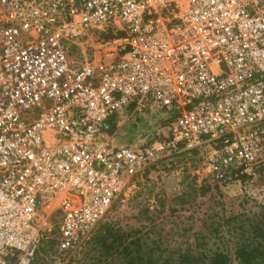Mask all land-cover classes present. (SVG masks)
<instances>
[{
	"label": "built area",
	"instance_id": "1",
	"mask_svg": "<svg viewBox=\"0 0 264 264\" xmlns=\"http://www.w3.org/2000/svg\"><path fill=\"white\" fill-rule=\"evenodd\" d=\"M0 9V264H31L53 218L74 248L167 154L205 151L225 185L264 171V0ZM131 122L142 143L117 145Z\"/></svg>",
	"mask_w": 264,
	"mask_h": 264
},
{
	"label": "rangeland",
	"instance_id": "2",
	"mask_svg": "<svg viewBox=\"0 0 264 264\" xmlns=\"http://www.w3.org/2000/svg\"><path fill=\"white\" fill-rule=\"evenodd\" d=\"M2 24L0 9V30ZM96 43L89 40L86 46L90 52ZM133 123L123 126L115 139L117 145L142 143ZM154 128L156 133V125ZM243 181L223 184L211 171L205 151L167 154L142 173L127 178L108 214L74 248L60 249L58 221L53 218L34 264L43 259L49 264L99 259L100 253L92 249L91 242L107 227L130 234V240L141 238L144 246L154 250V260L159 264H176L180 254L196 252L204 243L205 248H226L233 244L230 232L237 224L234 216L258 212V204L264 200V171Z\"/></svg>",
	"mask_w": 264,
	"mask_h": 264
},
{
	"label": "trees",
	"instance_id": "3",
	"mask_svg": "<svg viewBox=\"0 0 264 264\" xmlns=\"http://www.w3.org/2000/svg\"><path fill=\"white\" fill-rule=\"evenodd\" d=\"M258 208L253 214L242 212L234 216L233 222L237 224L230 232L231 246L214 249L205 248L204 243L196 252L180 254L176 264H264V200ZM129 237L130 234L114 227L103 229L91 242L92 249L100 253L99 259L81 264H159L154 260V250L144 246L141 238ZM34 262L33 259L31 264ZM40 264L49 262L43 259Z\"/></svg>",
	"mask_w": 264,
	"mask_h": 264
},
{
	"label": "crops",
	"instance_id": "4",
	"mask_svg": "<svg viewBox=\"0 0 264 264\" xmlns=\"http://www.w3.org/2000/svg\"><path fill=\"white\" fill-rule=\"evenodd\" d=\"M151 120H152V122H153V123H151V125H154V126L156 125V127H158V124H159L158 122H159V121H158L157 119H155L154 117H152ZM156 120H157V121H156Z\"/></svg>",
	"mask_w": 264,
	"mask_h": 264
}]
</instances>
